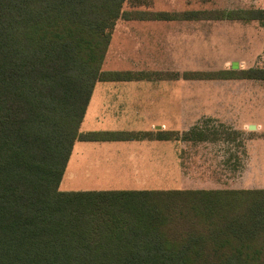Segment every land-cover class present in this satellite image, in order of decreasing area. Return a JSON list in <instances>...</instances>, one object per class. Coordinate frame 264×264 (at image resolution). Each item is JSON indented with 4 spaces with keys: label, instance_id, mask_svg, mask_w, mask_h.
Returning <instances> with one entry per match:
<instances>
[{
    "label": "trees",
    "instance_id": "trees-1",
    "mask_svg": "<svg viewBox=\"0 0 264 264\" xmlns=\"http://www.w3.org/2000/svg\"><path fill=\"white\" fill-rule=\"evenodd\" d=\"M151 3L0 0V264H264V189L60 190L76 142L147 137L80 131L98 83L142 79L103 71L121 18L264 23V9L135 10ZM189 75L264 81V68ZM176 139L221 135L195 126Z\"/></svg>",
    "mask_w": 264,
    "mask_h": 264
},
{
    "label": "rangeland",
    "instance_id": "rangeland-1",
    "mask_svg": "<svg viewBox=\"0 0 264 264\" xmlns=\"http://www.w3.org/2000/svg\"><path fill=\"white\" fill-rule=\"evenodd\" d=\"M152 1L135 10L173 14L264 6V0ZM261 24L121 18L103 71L142 79L98 83L80 131L147 137L76 142L60 190L264 189V81L185 76L264 68ZM249 41L250 47L261 41L262 52L248 53ZM195 126L218 129L221 139L200 144L176 139ZM159 131L172 133L170 140H158ZM227 134L232 141L224 140Z\"/></svg>",
    "mask_w": 264,
    "mask_h": 264
},
{
    "label": "crops",
    "instance_id": "crops-1",
    "mask_svg": "<svg viewBox=\"0 0 264 264\" xmlns=\"http://www.w3.org/2000/svg\"><path fill=\"white\" fill-rule=\"evenodd\" d=\"M242 9H244V8H242ZM248 9H264V6H260V7H258V8H248ZM231 10H237V9H231ZM224 11H229V10H224ZM217 21H231V22H235V21H240V20H217ZM248 22H252V23H262V22H259V21H248ZM261 25H264V23H262ZM249 43H250V41L248 42V44H247V49H246V51L248 52V53H253L254 51H256V50H258V51H261L262 49H261V45H260V43H261V41H260V43L259 44H256V42H254V46L252 45V47H250L249 46ZM264 50V49H263ZM262 52V51H261ZM261 52L260 53H258L257 55H259L260 56V54H261Z\"/></svg>",
    "mask_w": 264,
    "mask_h": 264
}]
</instances>
